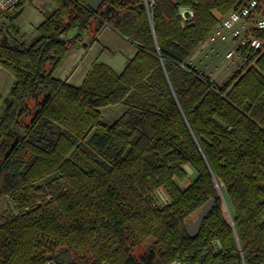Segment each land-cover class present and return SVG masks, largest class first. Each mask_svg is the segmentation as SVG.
Returning <instances> with one entry per match:
<instances>
[{
	"label": "trees",
	"instance_id": "16d2710c",
	"mask_svg": "<svg viewBox=\"0 0 264 264\" xmlns=\"http://www.w3.org/2000/svg\"><path fill=\"white\" fill-rule=\"evenodd\" d=\"M49 1L31 39L14 21L33 0L0 11V68L14 78L0 117V264H264V51H243L250 65L220 86L189 63L216 14L246 0ZM105 27L136 48L121 73L96 62L79 86L53 76ZM118 104L104 123L100 109ZM210 199L189 238L184 224Z\"/></svg>",
	"mask_w": 264,
	"mask_h": 264
},
{
	"label": "rangeland",
	"instance_id": "374dc122",
	"mask_svg": "<svg viewBox=\"0 0 264 264\" xmlns=\"http://www.w3.org/2000/svg\"><path fill=\"white\" fill-rule=\"evenodd\" d=\"M44 2L46 3L45 0H33L32 3L36 10H33V6H31L30 4H27L23 9L22 14L17 19H15L14 23L20 29L25 39H31V37L34 35L35 28L37 27V25L34 26V22L36 21L35 18L43 17V14H41L42 12L40 11V4H43ZM51 4L53 5V3ZM46 5L48 7L50 6L47 3ZM0 11L3 10L0 9ZM225 15L216 14V17L219 20ZM3 26L5 27L3 28V31H5L7 25L4 24ZM0 27L2 28L1 23ZM101 31L97 34H94L93 31L91 33H88V35L85 34L80 41L74 43V45L76 43H78L79 45V47L74 48L75 52L73 53L79 52L76 59H78V63L80 66L72 77V81L74 83H76L77 81L80 85L83 72L87 69L90 62L92 61L93 63L91 64L90 69L96 62L105 64L107 63V65H109L115 73L119 74L125 68L130 59L134 56L136 52V48H134V45H131L130 42L119 36L116 32H114V34H116L117 37H115L114 34L109 35L108 38H106V36L99 37L102 33ZM71 36H73V34H69L66 38H70ZM106 41L108 42L107 46L105 45ZM205 42L206 40L190 56L189 63L197 70L205 74L213 84L220 86L235 72L241 69L245 70V68L250 65L249 63L247 65L246 60L244 62V59H225L221 48H216V51L212 52L209 50V47L205 44ZM93 43H95V45L91 46V44ZM84 44H86L87 47H84ZM63 61V59L60 61L59 65L55 69L56 71H54L53 73V76L56 78L64 79L67 76V72L71 70V66H67L66 62ZM251 64H253V62ZM13 82V76L10 75L6 70L0 68V117ZM125 110L126 107L121 104L101 108V120L106 124H112L124 113ZM16 134L18 136H23L24 130L21 128H16ZM186 170L188 173V178L185 182L182 183V186L184 187L195 177V172L191 166H187ZM160 200L161 201L159 202H163L161 197ZM8 206L9 204L6 199L0 200V211L7 209ZM196 216L197 213L193 214V216L187 222L189 223L193 221Z\"/></svg>",
	"mask_w": 264,
	"mask_h": 264
},
{
	"label": "built area",
	"instance_id": "2783aa9c",
	"mask_svg": "<svg viewBox=\"0 0 264 264\" xmlns=\"http://www.w3.org/2000/svg\"><path fill=\"white\" fill-rule=\"evenodd\" d=\"M18 1L0 0V8L10 9ZM262 35H264V0H246L238 9L231 10L218 20L206 38L205 44L212 52L216 51V48H221L225 59L243 60L245 50L258 54L264 51Z\"/></svg>",
	"mask_w": 264,
	"mask_h": 264
},
{
	"label": "crops",
	"instance_id": "0c3cea01",
	"mask_svg": "<svg viewBox=\"0 0 264 264\" xmlns=\"http://www.w3.org/2000/svg\"><path fill=\"white\" fill-rule=\"evenodd\" d=\"M46 1V3L47 4H49L50 6L48 7L47 5H46V3L44 2L43 4H40V8H41V14H43V17H36L35 19H36V23L34 22V26H38L44 19H45V17H47L48 15H50L51 13H52V11L54 10V5H52L51 4V2L49 1V0H45ZM31 6H33V3H31L30 4ZM46 7V8H45ZM48 7V8H47ZM25 8V7H24ZM33 8V10H36L35 8H34V6L32 7ZM23 12V11H22ZM22 12H21V14H22ZM47 12V13H46ZM20 14V15H21ZM19 15V16H20ZM18 16V17H19ZM17 17V18H18ZM16 18V19H17ZM102 33L100 34V36L99 37H101V36H106V38H108V36L109 35H111V34H114V31H112L110 28H108V27H105L102 31H101ZM115 35V37H117L116 36V34H114ZM96 43V42H95ZM95 43H93V44H91V46H94L95 45ZM107 44H108V42L106 41V46H107ZM131 44V43H130ZM132 45V44H131ZM75 47H79V45H78V43H76L75 45H73L68 51H67V53L65 54V56H64V58H63V60L66 62V64H67V66H71V70L70 71H68L67 72V76L63 79V80H66L68 83H70L71 85H73V86H79V82H77L76 81V83H74L73 81H72V77H73V75L75 74V72L77 71V69L80 67L79 66V63H78V59H76L77 58V55H78V53L76 52V53H73V52H75V50H74V48ZM132 47H134V46H132ZM135 48V47H134ZM73 49V50H72ZM109 51H111V50H109ZM135 52V51H134ZM134 52H133V54H134ZM63 61V62H64ZM93 63V61L92 62H90V64H89V66L87 67V69L83 72V76H82V78H81V83H82V81H83V79L85 78V74H87V72L90 70V66H91V64ZM107 64V63H106ZM56 71V70H55ZM66 74V73H65ZM60 79V78H59ZM62 79V78H61ZM80 83V84H81ZM78 84V85H77Z\"/></svg>",
	"mask_w": 264,
	"mask_h": 264
},
{
	"label": "water",
	"instance_id": "95a60500",
	"mask_svg": "<svg viewBox=\"0 0 264 264\" xmlns=\"http://www.w3.org/2000/svg\"><path fill=\"white\" fill-rule=\"evenodd\" d=\"M103 1L104 0H86L87 4L92 8L98 7ZM186 12L191 13V9L187 7L179 8V13L181 16H184ZM213 208H214V200L210 199L198 210L197 216L193 221L189 223L186 222L184 224L185 232L189 238H195L198 235L202 222L208 216V214L211 212Z\"/></svg>",
	"mask_w": 264,
	"mask_h": 264
}]
</instances>
